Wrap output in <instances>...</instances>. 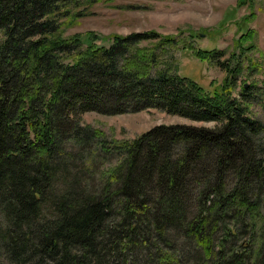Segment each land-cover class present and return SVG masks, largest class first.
<instances>
[{
    "label": "trees",
    "instance_id": "16d2710c",
    "mask_svg": "<svg viewBox=\"0 0 264 264\" xmlns=\"http://www.w3.org/2000/svg\"><path fill=\"white\" fill-rule=\"evenodd\" d=\"M98 0H0V257L8 264H264V145L241 75L258 65L253 0L204 90L153 30L81 46L61 27ZM148 42L150 46H139ZM264 107V103L262 104ZM154 108L211 126L157 124L114 139L80 122ZM0 264H2L0 262Z\"/></svg>",
    "mask_w": 264,
    "mask_h": 264
},
{
    "label": "rangeland",
    "instance_id": "374dc122",
    "mask_svg": "<svg viewBox=\"0 0 264 264\" xmlns=\"http://www.w3.org/2000/svg\"><path fill=\"white\" fill-rule=\"evenodd\" d=\"M237 0H98L90 5L74 8L78 17L64 24L60 34L64 38L80 35L81 46L89 44L92 36L97 45H108L112 35L153 30L158 35L171 36L175 41L172 51L177 60L179 74L196 82L204 90H211L221 82L223 71L207 61H199L191 50L217 49L224 51L222 59L234 50L233 41L239 36V22L248 9L237 5ZM253 18L243 29L255 33L256 49L251 58L258 64L253 71L238 78V83L255 84L249 89L252 98V115L262 124L256 135L258 144L264 145V0H253ZM139 46H150L140 42ZM80 122L100 129L108 138L132 139L157 124H187L211 126L213 122L193 121L149 108L138 112L106 115L84 112ZM2 264H8L0 257Z\"/></svg>",
    "mask_w": 264,
    "mask_h": 264
},
{
    "label": "water",
    "instance_id": "95a60500",
    "mask_svg": "<svg viewBox=\"0 0 264 264\" xmlns=\"http://www.w3.org/2000/svg\"><path fill=\"white\" fill-rule=\"evenodd\" d=\"M242 86H243V87H246V86H247V84H243Z\"/></svg>",
    "mask_w": 264,
    "mask_h": 264
}]
</instances>
